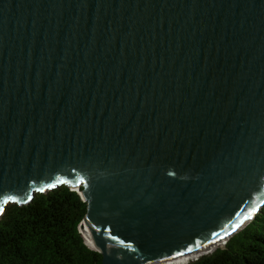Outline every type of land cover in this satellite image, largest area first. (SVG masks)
I'll return each mask as SVG.
<instances>
[{
	"label": "water",
	"instance_id": "95a60500",
	"mask_svg": "<svg viewBox=\"0 0 264 264\" xmlns=\"http://www.w3.org/2000/svg\"><path fill=\"white\" fill-rule=\"evenodd\" d=\"M61 184L101 264H183L242 229L264 205V0H0V217Z\"/></svg>",
	"mask_w": 264,
	"mask_h": 264
},
{
	"label": "trees",
	"instance_id": "16d2710c",
	"mask_svg": "<svg viewBox=\"0 0 264 264\" xmlns=\"http://www.w3.org/2000/svg\"><path fill=\"white\" fill-rule=\"evenodd\" d=\"M86 210L66 184L37 192L27 204L9 203L0 217V264H101L102 254L79 229ZM183 264H264V205L223 246Z\"/></svg>",
	"mask_w": 264,
	"mask_h": 264
},
{
	"label": "bare ground",
	"instance_id": "6f19581e",
	"mask_svg": "<svg viewBox=\"0 0 264 264\" xmlns=\"http://www.w3.org/2000/svg\"><path fill=\"white\" fill-rule=\"evenodd\" d=\"M217 246H223V240H218V241L214 242L213 244H211L210 246H207L206 248L205 247L201 248V249H199L197 251H194V252L176 254L175 255V260H177L179 257H180V260H183L184 256L187 254L186 259L183 261V262H185V261H188L191 258V256H195V255H197L200 252L212 249V248L217 247Z\"/></svg>",
	"mask_w": 264,
	"mask_h": 264
},
{
	"label": "snow or ice",
	"instance_id": "6c2138e0",
	"mask_svg": "<svg viewBox=\"0 0 264 264\" xmlns=\"http://www.w3.org/2000/svg\"><path fill=\"white\" fill-rule=\"evenodd\" d=\"M55 185H49V187H54ZM40 191H43V189H39ZM28 199H31V196L28 197ZM10 201H17V198L15 196H6L3 199V203L7 204ZM17 202H23V201H17ZM0 211H3V208L0 207ZM253 211H255V209H253ZM251 216V213L248 214V216H245L241 221H239L237 224L233 225V231L238 228L243 222L244 220H247L249 217ZM225 235H228V233H225ZM220 239H223V237H220ZM191 249H189L190 251Z\"/></svg>",
	"mask_w": 264,
	"mask_h": 264
},
{
	"label": "rangeland",
	"instance_id": "374dc122",
	"mask_svg": "<svg viewBox=\"0 0 264 264\" xmlns=\"http://www.w3.org/2000/svg\"><path fill=\"white\" fill-rule=\"evenodd\" d=\"M191 257H193V256H191ZM190 258V257H189ZM196 258V257H195ZM186 262V261H185Z\"/></svg>",
	"mask_w": 264,
	"mask_h": 264
}]
</instances>
